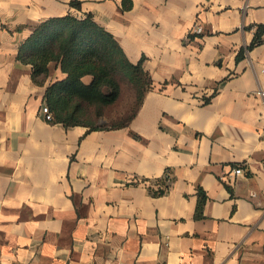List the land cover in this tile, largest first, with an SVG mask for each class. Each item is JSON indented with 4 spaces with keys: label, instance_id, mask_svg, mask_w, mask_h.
<instances>
[{
    "label": "crops",
    "instance_id": "crops-1",
    "mask_svg": "<svg viewBox=\"0 0 264 264\" xmlns=\"http://www.w3.org/2000/svg\"><path fill=\"white\" fill-rule=\"evenodd\" d=\"M71 1L0 0V264H264V0ZM67 14L143 59L127 125L46 118L67 74L38 84L18 53Z\"/></svg>",
    "mask_w": 264,
    "mask_h": 264
},
{
    "label": "trees",
    "instance_id": "trees-1",
    "mask_svg": "<svg viewBox=\"0 0 264 264\" xmlns=\"http://www.w3.org/2000/svg\"><path fill=\"white\" fill-rule=\"evenodd\" d=\"M71 4L80 7L78 0H72ZM263 34L264 25H258L248 48L261 44ZM242 54L237 59L240 60ZM18 58L31 64L33 80L41 85L49 75L51 62L58 63L67 74L50 83L45 92V103L52 113L50 121L65 126L108 127L98 122L102 121L105 108L119 100L122 85L128 81L136 92V109L123 122L110 125L113 128L125 126L134 117L152 83L143 67V59L132 62L115 36L95 21L92 14L83 18L67 14L41 21L21 45ZM87 75L92 77L89 83L83 79ZM164 192V188H160L155 193ZM199 194L200 209L206 195L202 196V189Z\"/></svg>",
    "mask_w": 264,
    "mask_h": 264
},
{
    "label": "rangeland",
    "instance_id": "rangeland-1",
    "mask_svg": "<svg viewBox=\"0 0 264 264\" xmlns=\"http://www.w3.org/2000/svg\"><path fill=\"white\" fill-rule=\"evenodd\" d=\"M122 87L119 100L105 108L104 117L98 122L99 125L110 126L121 123L135 111L137 106L135 89L128 81H125Z\"/></svg>",
    "mask_w": 264,
    "mask_h": 264
},
{
    "label": "built area",
    "instance_id": "built-area-1",
    "mask_svg": "<svg viewBox=\"0 0 264 264\" xmlns=\"http://www.w3.org/2000/svg\"><path fill=\"white\" fill-rule=\"evenodd\" d=\"M203 31H204V29H203V26H201V25L195 27V29H194V32L197 33V34H201V33H203ZM261 93L264 95V92L263 91ZM43 112L45 113V116H46V118L48 120H51L52 119V113L50 112V110H49V108H48V106L46 104L43 106ZM236 173L237 174L244 173L243 167H238L236 169ZM169 177H170L169 176V173L167 172L165 174V178L169 179ZM165 186H166V184H163V185H160L159 187L160 188H165Z\"/></svg>",
    "mask_w": 264,
    "mask_h": 264
}]
</instances>
